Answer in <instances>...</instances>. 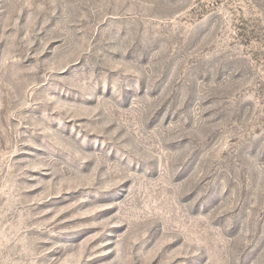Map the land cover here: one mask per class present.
Returning <instances> with one entry per match:
<instances>
[{"label":"rangeland","instance_id":"obj_1","mask_svg":"<svg viewBox=\"0 0 264 264\" xmlns=\"http://www.w3.org/2000/svg\"><path fill=\"white\" fill-rule=\"evenodd\" d=\"M0 264H264V0H0Z\"/></svg>","mask_w":264,"mask_h":264}]
</instances>
